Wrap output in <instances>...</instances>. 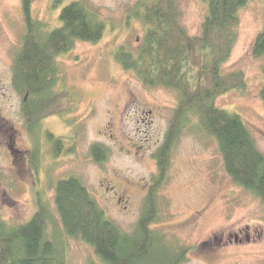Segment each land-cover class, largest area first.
Listing matches in <instances>:
<instances>
[{
    "label": "rangeland",
    "instance_id": "374dc122",
    "mask_svg": "<svg viewBox=\"0 0 264 264\" xmlns=\"http://www.w3.org/2000/svg\"><path fill=\"white\" fill-rule=\"evenodd\" d=\"M103 20L107 29L96 43L78 42L57 59L61 87L79 97L77 110L64 120L47 118L34 137L23 115L26 98L13 85L15 59L25 35L20 0H0V216L22 225L38 210L36 195L53 196L59 179L82 180L100 209L125 233H134L157 170L155 152L164 143L178 96L164 87H147L117 63L120 47L137 51L146 28L133 14L147 0H80ZM52 0H34L36 18L47 31L58 26L62 7ZM72 2V0H68ZM178 22L187 34L201 35L206 0H174ZM240 24L231 57L222 74H245L246 89L226 92L218 107L239 114L264 154V58L252 47L264 26V0H250L239 14ZM47 131L64 140L58 158L45 137ZM101 145L108 155L98 163L91 148ZM38 147V171L32 154ZM69 154L67 151H69ZM165 185L158 192L156 233L180 248L195 246L182 264H264V203L235 184L224 169L215 139L189 115L172 150ZM51 228L65 247L68 264H102L92 248L68 237L59 221ZM239 238V241L235 240Z\"/></svg>",
    "mask_w": 264,
    "mask_h": 264
},
{
    "label": "trees",
    "instance_id": "16d2710c",
    "mask_svg": "<svg viewBox=\"0 0 264 264\" xmlns=\"http://www.w3.org/2000/svg\"><path fill=\"white\" fill-rule=\"evenodd\" d=\"M25 35L15 59L13 85L25 95L23 115L34 139L47 118L66 119L77 110L79 97L69 87H61L57 59L73 51L78 43L96 44L103 39L107 22L80 0H52L62 7L58 26L47 31L34 14V0H20ZM207 14L201 35H189L178 22L174 0H147L136 4L133 16L146 32L137 51L120 47L115 59L126 72H133L145 86L174 90L178 96L174 118L164 143L155 152L157 170L145 199L134 233H125L100 209L82 180L74 176L59 179L50 200L39 191L37 212L22 225L12 226L0 216V264H68L65 247L50 229L57 211L64 231L71 239L89 245L102 264H182L195 246L180 248L156 233L159 220L158 192L171 167L172 150L189 115L199 128L215 139L224 169L237 186L264 203V154L255 144L250 129L237 113L216 104L229 91L245 90V74H222L240 24V10L250 0H206ZM256 58H264V26L252 47ZM264 71V68H263ZM264 105V87L260 94ZM45 137L58 158L64 154V140L47 131ZM32 162L38 171L39 149ZM70 150L67 151L69 154ZM95 161H106L101 145L91 148Z\"/></svg>",
    "mask_w": 264,
    "mask_h": 264
},
{
    "label": "flooded vegetation",
    "instance_id": "af4514ba",
    "mask_svg": "<svg viewBox=\"0 0 264 264\" xmlns=\"http://www.w3.org/2000/svg\"><path fill=\"white\" fill-rule=\"evenodd\" d=\"M235 240H236V241H239V238H238V237H235Z\"/></svg>",
    "mask_w": 264,
    "mask_h": 264
}]
</instances>
